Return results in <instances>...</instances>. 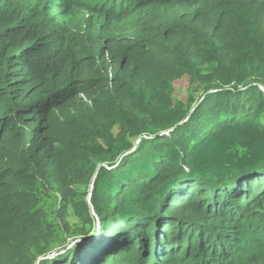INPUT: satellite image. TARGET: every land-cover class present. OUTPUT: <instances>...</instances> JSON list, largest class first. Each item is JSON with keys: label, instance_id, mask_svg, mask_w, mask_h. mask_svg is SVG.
<instances>
[{"label": "trees", "instance_id": "trees-1", "mask_svg": "<svg viewBox=\"0 0 264 264\" xmlns=\"http://www.w3.org/2000/svg\"><path fill=\"white\" fill-rule=\"evenodd\" d=\"M90 230L39 264H264V0H0V264Z\"/></svg>", "mask_w": 264, "mask_h": 264}, {"label": "rangeland", "instance_id": "rangeland-1", "mask_svg": "<svg viewBox=\"0 0 264 264\" xmlns=\"http://www.w3.org/2000/svg\"><path fill=\"white\" fill-rule=\"evenodd\" d=\"M174 92H173V99L175 101H180L183 103H186L189 97V86H188V80L187 78H182L174 82ZM193 97L196 98L198 97L197 93H193ZM81 237L78 238H68L64 241V243L59 247L58 249L54 250L55 252L52 254H49V256H45L44 259L52 258L59 255V254H64L67 249H72L75 247V244L79 242ZM88 243V242H87ZM86 245V243H83ZM69 247V248H68Z\"/></svg>", "mask_w": 264, "mask_h": 264}, {"label": "water", "instance_id": "water-1", "mask_svg": "<svg viewBox=\"0 0 264 264\" xmlns=\"http://www.w3.org/2000/svg\"><path fill=\"white\" fill-rule=\"evenodd\" d=\"M96 236V233L95 232H92L91 230L88 231L85 235H83L79 242H77V244H83V243H87L88 241H90L92 238H94ZM69 248V247H68ZM70 249V248H69ZM53 254V253H52ZM49 256V255H47ZM53 257V256H52ZM45 258V257H44ZM44 258H41L39 259L38 261H36L34 264H39V261H41L42 259ZM47 259V258H46Z\"/></svg>", "mask_w": 264, "mask_h": 264}, {"label": "clouds", "instance_id": "clouds-1", "mask_svg": "<svg viewBox=\"0 0 264 264\" xmlns=\"http://www.w3.org/2000/svg\"><path fill=\"white\" fill-rule=\"evenodd\" d=\"M95 237H96V236H95ZM95 237H94V238H95ZM94 238H92V239H94ZM88 242H89V241H88Z\"/></svg>", "mask_w": 264, "mask_h": 264}]
</instances>
